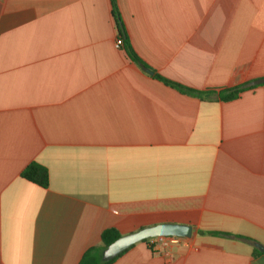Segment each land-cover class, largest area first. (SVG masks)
Here are the masks:
<instances>
[{"label": "crops", "instance_id": "crops-1", "mask_svg": "<svg viewBox=\"0 0 264 264\" xmlns=\"http://www.w3.org/2000/svg\"><path fill=\"white\" fill-rule=\"evenodd\" d=\"M117 5L150 72L117 47L111 0H0V264H79L106 229L161 223L192 237L113 264H264V82L222 102L153 74L200 91L264 80V0ZM33 162L48 188L21 177Z\"/></svg>", "mask_w": 264, "mask_h": 264}, {"label": "trees", "instance_id": "trees-1", "mask_svg": "<svg viewBox=\"0 0 264 264\" xmlns=\"http://www.w3.org/2000/svg\"><path fill=\"white\" fill-rule=\"evenodd\" d=\"M112 1V7H113V16L116 21V25L118 28L119 36L123 40V45L128 53V56L130 59L135 62L137 65L141 66L143 69L149 70V67L137 56V54L133 51L127 37L126 33L123 27L122 19L120 16V12L117 5V0H111ZM154 77L162 82H164L166 85L173 87L180 91L183 94L196 97L200 100L205 99L209 96H215L218 100L222 102H228L237 99L243 92L248 91L250 89H253L260 85L257 83L258 81H255L256 84H252L251 82H247L245 84H242L237 87L229 88V89H220L219 91H216L214 89L206 90V91H200L191 89L188 87H185L183 85H180L178 83H175L173 81H170L153 71ZM21 177L31 183L37 184L41 186L42 188H48L50 183V173L46 166L42 165L38 162H33L30 165H28L24 171L21 174ZM209 235L213 236H222L227 238H238V239H244V240H250L249 238L242 236V235H235L228 232H215L210 231L207 232ZM121 234L118 232L115 228H109L103 231L101 235V245L90 248L82 257L79 264H113V262L121 256L122 254L118 255L116 258L111 259L109 261H104L102 253L103 251L115 240H117ZM150 240H145L144 242H149ZM255 255L258 254H264L261 253L258 249L254 252Z\"/></svg>", "mask_w": 264, "mask_h": 264}, {"label": "water", "instance_id": "water-1", "mask_svg": "<svg viewBox=\"0 0 264 264\" xmlns=\"http://www.w3.org/2000/svg\"><path fill=\"white\" fill-rule=\"evenodd\" d=\"M147 70V69H146ZM148 72H150L148 70ZM264 80H258L257 83H263ZM193 227L190 225L176 223H161L158 225L147 226L139 229L136 232L121 235L117 240L112 242L102 253L103 260L109 261L122 254L132 246L142 241L162 237V236H178L182 238H191ZM256 247L264 252V246L257 243Z\"/></svg>", "mask_w": 264, "mask_h": 264}, {"label": "built area", "instance_id": "built-area-1", "mask_svg": "<svg viewBox=\"0 0 264 264\" xmlns=\"http://www.w3.org/2000/svg\"><path fill=\"white\" fill-rule=\"evenodd\" d=\"M123 40L119 38L117 41V47L122 46ZM149 245L152 249H166L172 246L180 245L183 241L182 237L178 236H162L149 239Z\"/></svg>", "mask_w": 264, "mask_h": 264}]
</instances>
